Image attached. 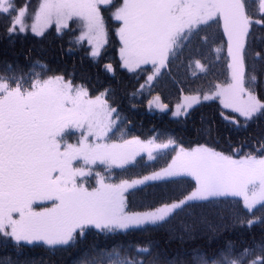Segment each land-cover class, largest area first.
I'll return each mask as SVG.
<instances>
[{
    "label": "snow or ice",
    "instance_id": "1",
    "mask_svg": "<svg viewBox=\"0 0 264 264\" xmlns=\"http://www.w3.org/2000/svg\"><path fill=\"white\" fill-rule=\"evenodd\" d=\"M256 32L264 0H0V264H264Z\"/></svg>",
    "mask_w": 264,
    "mask_h": 264
},
{
    "label": "trees",
    "instance_id": "2",
    "mask_svg": "<svg viewBox=\"0 0 264 264\" xmlns=\"http://www.w3.org/2000/svg\"><path fill=\"white\" fill-rule=\"evenodd\" d=\"M20 3H28V0H18ZM32 3H35V0H32ZM255 36H259L261 39H264V33L256 32L254 33ZM19 44L17 45V50H19ZM215 71V69H213ZM200 83L199 80H191L189 81V84L192 88L197 87V85ZM158 90H162L164 93V99L165 102L175 104L176 98H177V91L176 88L171 84V82L168 83H162ZM129 92L131 89L128 90ZM123 95V94H122ZM146 100L147 97L144 99L140 98H134L129 96H123V108L124 112L127 115L128 119L131 121V131L133 134H141L147 136L149 133L153 132L155 130L156 133L161 134V138H163L164 134H179L180 132V126L177 125L172 118L170 117V114H165L161 112H148L146 108ZM135 104V108L132 107V105ZM205 115L210 114L209 109H203L202 110ZM146 157L144 161H141L140 164L137 165L135 171H146L147 170V164L145 163ZM162 159L158 160L156 162L157 166L162 163ZM152 189H149V192H151ZM139 202V201H138ZM256 232L259 233V228L256 229ZM5 253L0 250V257L4 256ZM37 255H40L39 253ZM55 259V257H53ZM65 264H71L72 257L70 255H65L63 257Z\"/></svg>",
    "mask_w": 264,
    "mask_h": 264
},
{
    "label": "rangeland",
    "instance_id": "3",
    "mask_svg": "<svg viewBox=\"0 0 264 264\" xmlns=\"http://www.w3.org/2000/svg\"><path fill=\"white\" fill-rule=\"evenodd\" d=\"M157 112V111H156Z\"/></svg>",
    "mask_w": 264,
    "mask_h": 264
}]
</instances>
